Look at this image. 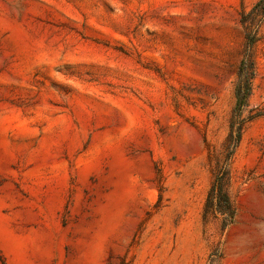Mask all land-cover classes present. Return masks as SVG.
<instances>
[{"label": "rangeland", "instance_id": "obj_1", "mask_svg": "<svg viewBox=\"0 0 264 264\" xmlns=\"http://www.w3.org/2000/svg\"><path fill=\"white\" fill-rule=\"evenodd\" d=\"M258 0H0V264H264V19L204 216Z\"/></svg>", "mask_w": 264, "mask_h": 264}, {"label": "trees", "instance_id": "obj_2", "mask_svg": "<svg viewBox=\"0 0 264 264\" xmlns=\"http://www.w3.org/2000/svg\"><path fill=\"white\" fill-rule=\"evenodd\" d=\"M263 19L264 0H258L249 12L243 11L241 13L240 22L245 31V48L235 82V114L230 123L228 137L223 145L224 158L215 175L204 212L205 218L209 215L220 214L224 227L231 224L236 215L235 204L228 192L230 182L229 166L242 137L244 120L240 118V113L247 105L252 94L255 75L253 48L258 40V30Z\"/></svg>", "mask_w": 264, "mask_h": 264}]
</instances>
